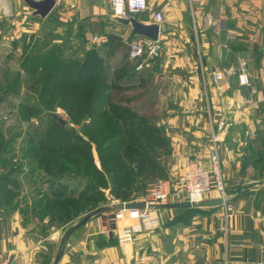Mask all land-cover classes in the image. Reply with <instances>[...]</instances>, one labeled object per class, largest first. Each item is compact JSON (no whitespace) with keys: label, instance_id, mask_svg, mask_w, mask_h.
Masks as SVG:
<instances>
[{"label":"crops","instance_id":"obj_1","mask_svg":"<svg viewBox=\"0 0 264 264\" xmlns=\"http://www.w3.org/2000/svg\"><path fill=\"white\" fill-rule=\"evenodd\" d=\"M148 4L147 11L135 15L152 23L154 12L163 14L161 65L176 92L177 110L168 115L169 133L176 137L171 175L181 174L190 157L209 167L210 116L226 118L219 148L225 194L212 190L203 199L223 197L224 202L164 207L162 224L132 243L101 231V217H93L69 234L58 264H264V0ZM115 17L111 0H56L52 12L40 18L56 19L62 37L100 38L99 43L86 40L88 47L141 37ZM243 69L249 75L244 85L239 82ZM215 70L224 71L217 84ZM23 209L0 212V264L5 259L53 264L65 232L62 236L54 219L41 221L33 210L24 223Z\"/></svg>","mask_w":264,"mask_h":264},{"label":"rangeland","instance_id":"obj_2","mask_svg":"<svg viewBox=\"0 0 264 264\" xmlns=\"http://www.w3.org/2000/svg\"><path fill=\"white\" fill-rule=\"evenodd\" d=\"M56 29L23 0H0V212L50 216L63 236L90 211L174 177L177 109L163 53L137 69L128 46L138 37L88 47Z\"/></svg>","mask_w":264,"mask_h":264},{"label":"built area","instance_id":"obj_3","mask_svg":"<svg viewBox=\"0 0 264 264\" xmlns=\"http://www.w3.org/2000/svg\"><path fill=\"white\" fill-rule=\"evenodd\" d=\"M114 12L120 17H129L149 9L148 0H111ZM155 22H163L160 11L153 13ZM89 43H99L98 36L87 37ZM163 44L160 40L139 37L130 43L129 56L140 59L137 69L151 59L161 54ZM245 64V63H243ZM212 81L217 84L224 79V71H213ZM203 81H206L205 75ZM239 82L244 85L249 82V75L245 69L239 73ZM227 126L224 117L210 116V153L209 167L199 160L190 157L183 165V171L174 178L150 183L143 196L134 201L141 203L140 207L121 208L106 211L100 216L101 231L114 232L120 243H132L137 235L151 232L162 224L161 209L169 203L189 201L193 203L204 199L206 193L217 190L224 197L225 184L220 159V143ZM2 264H11L8 259ZM22 264H28L26 262Z\"/></svg>","mask_w":264,"mask_h":264},{"label":"water","instance_id":"obj_4","mask_svg":"<svg viewBox=\"0 0 264 264\" xmlns=\"http://www.w3.org/2000/svg\"><path fill=\"white\" fill-rule=\"evenodd\" d=\"M31 9H32V16H40L42 18L47 17L56 5V0H23ZM115 20L124 24L131 26V34L133 36H141L151 40H158L160 38L161 33V25L158 22L147 23L137 18L135 14H131L129 17H115ZM59 121L64 124L65 122L58 118ZM224 202L223 197H219L218 199L214 200H202L197 203L183 201V202H175L169 203L165 207H174V208H196L200 206H211L222 204ZM142 206L141 203L137 202H117L112 203L110 205H103L100 206L92 211H90L87 215L82 217L76 224L72 225L65 231L64 236L60 241V247L55 255L53 264H58L62 254L64 253L67 238L69 234L75 230L76 228L80 227L82 224L86 223L92 216L110 211L115 209L121 208H132V207H140Z\"/></svg>","mask_w":264,"mask_h":264},{"label":"trees","instance_id":"obj_5","mask_svg":"<svg viewBox=\"0 0 264 264\" xmlns=\"http://www.w3.org/2000/svg\"><path fill=\"white\" fill-rule=\"evenodd\" d=\"M118 48V47H117ZM127 48V46H126V43H123L121 46H119V48H118V50L119 49H122V50H125ZM91 49V48H90ZM129 49H130V45L128 46V54H129ZM46 146L44 145V144H42V143H39L38 144V148L41 150V151H44V150H46V148H45ZM5 154V153H4ZM146 190V189H145ZM64 200V199H63Z\"/></svg>","mask_w":264,"mask_h":264}]
</instances>
